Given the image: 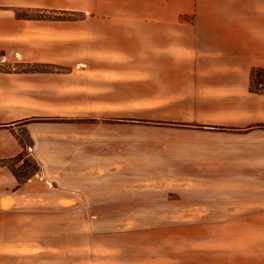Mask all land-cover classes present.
<instances>
[{
	"label": "crops",
	"instance_id": "1",
	"mask_svg": "<svg viewBox=\"0 0 264 264\" xmlns=\"http://www.w3.org/2000/svg\"><path fill=\"white\" fill-rule=\"evenodd\" d=\"M74 3L0 0L2 63L13 46L19 64L50 68L33 72L31 114L97 146V177L151 186L195 227L225 228L229 262L264 264V93L251 91L264 68V0H160L141 12L154 25L115 29L14 13L65 15ZM14 141L0 140V185L16 181L1 164L21 154Z\"/></svg>",
	"mask_w": 264,
	"mask_h": 264
},
{
	"label": "rangeland",
	"instance_id": "2",
	"mask_svg": "<svg viewBox=\"0 0 264 264\" xmlns=\"http://www.w3.org/2000/svg\"><path fill=\"white\" fill-rule=\"evenodd\" d=\"M159 1L75 0L80 11L65 15L14 13L115 29L154 25L141 12ZM9 50L2 63L0 49V140L11 147L18 138L24 158L1 163L19 179L0 185V194L20 197L0 201V264H239L227 260L225 228L195 227L192 212L149 194L151 186L97 177L90 170L97 166V146L68 140L76 130L66 121L31 114L37 105L33 72L50 68L19 64L16 48ZM19 112L25 118L16 119ZM14 123L20 127L13 130Z\"/></svg>",
	"mask_w": 264,
	"mask_h": 264
},
{
	"label": "trees",
	"instance_id": "3",
	"mask_svg": "<svg viewBox=\"0 0 264 264\" xmlns=\"http://www.w3.org/2000/svg\"><path fill=\"white\" fill-rule=\"evenodd\" d=\"M22 19H26V20H45L47 18H43L40 16H35V17H31L28 15H25L22 17ZM56 19V18H54ZM58 20V18L56 19ZM259 85L260 89L255 88V85ZM251 91L255 92V93H264V68H256L251 72ZM24 158V155L21 153L19 154L17 157L11 159L14 161H21ZM21 170H24V168H20ZM38 172V171H37ZM36 172V173H37ZM13 175L19 179L18 174H16V171H12ZM30 179V178H28Z\"/></svg>",
	"mask_w": 264,
	"mask_h": 264
}]
</instances>
